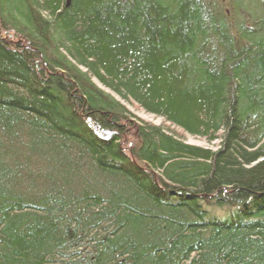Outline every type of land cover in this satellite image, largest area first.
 <instances>
[{"label":"trees","instance_id":"1","mask_svg":"<svg viewBox=\"0 0 264 264\" xmlns=\"http://www.w3.org/2000/svg\"><path fill=\"white\" fill-rule=\"evenodd\" d=\"M0 264H264V0H0Z\"/></svg>","mask_w":264,"mask_h":264},{"label":"rangeland","instance_id":"2","mask_svg":"<svg viewBox=\"0 0 264 264\" xmlns=\"http://www.w3.org/2000/svg\"><path fill=\"white\" fill-rule=\"evenodd\" d=\"M9 38L12 39V37H9ZM96 82L98 83V81ZM99 85L103 87L101 84ZM125 105L133 113L136 119L138 118L139 120H142L144 122H148V123L155 124V125H161L167 128L169 131H172L173 133H175L178 137L188 142L189 144H194V145H198V146H202L206 148H213V149L218 148V145H219L218 140L210 142L203 137L193 136L191 134H188L184 132L181 128H178L170 124L169 122H167L163 117L148 113L133 102H125Z\"/></svg>","mask_w":264,"mask_h":264}]
</instances>
